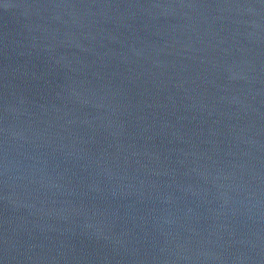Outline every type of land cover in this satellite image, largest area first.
Instances as JSON below:
<instances>
[{
  "label": "water",
  "instance_id": "1",
  "mask_svg": "<svg viewBox=\"0 0 264 264\" xmlns=\"http://www.w3.org/2000/svg\"><path fill=\"white\" fill-rule=\"evenodd\" d=\"M0 264H264V0H0Z\"/></svg>",
  "mask_w": 264,
  "mask_h": 264
}]
</instances>
